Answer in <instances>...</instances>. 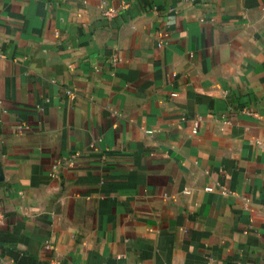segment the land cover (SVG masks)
Wrapping results in <instances>:
<instances>
[{
    "label": "crops",
    "instance_id": "crops-1",
    "mask_svg": "<svg viewBox=\"0 0 264 264\" xmlns=\"http://www.w3.org/2000/svg\"><path fill=\"white\" fill-rule=\"evenodd\" d=\"M0 264H264V0H0Z\"/></svg>",
    "mask_w": 264,
    "mask_h": 264
},
{
    "label": "built area",
    "instance_id": "built-area-1",
    "mask_svg": "<svg viewBox=\"0 0 264 264\" xmlns=\"http://www.w3.org/2000/svg\"><path fill=\"white\" fill-rule=\"evenodd\" d=\"M112 13V11H108L107 13H106V15H110Z\"/></svg>",
    "mask_w": 264,
    "mask_h": 264
}]
</instances>
